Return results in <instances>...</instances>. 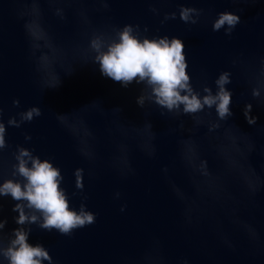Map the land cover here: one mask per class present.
<instances>
[{
	"label": "water",
	"instance_id": "obj_1",
	"mask_svg": "<svg viewBox=\"0 0 264 264\" xmlns=\"http://www.w3.org/2000/svg\"><path fill=\"white\" fill-rule=\"evenodd\" d=\"M38 3L32 13V0H0V108L9 146L0 152V184L21 180L11 174L17 147L32 150L60 168L71 208L85 203L96 222L71 236L25 225L28 243L43 245L53 264H264V0H108L107 9L101 0ZM181 7L202 9L199 22L183 23ZM225 11L241 19L231 37L212 30ZM171 13L176 19L164 21ZM30 21L35 57L24 28ZM125 25H139L141 38L181 39L187 74L201 93L205 85L215 93L214 81L230 72L233 115L209 131V122H218L214 109L196 124L147 101L138 106L145 85L123 88L103 76L89 48L93 34L114 36ZM56 74L59 86L47 88ZM247 104L254 126L243 114ZM34 106L39 118L7 126ZM79 168L82 192L73 175ZM16 203L0 197L4 247L20 227ZM0 264L8 261L0 257Z\"/></svg>",
	"mask_w": 264,
	"mask_h": 264
},
{
	"label": "clouds",
	"instance_id": "obj_2",
	"mask_svg": "<svg viewBox=\"0 0 264 264\" xmlns=\"http://www.w3.org/2000/svg\"><path fill=\"white\" fill-rule=\"evenodd\" d=\"M56 3L58 0H49ZM107 9L108 0H101ZM255 2V0H251ZM39 10L38 0H32L31 12ZM154 14L158 10L150 9ZM54 14L61 20L65 19L64 10L56 8ZM203 15L202 9L181 7L179 18L185 24L196 25ZM176 13L166 14L164 21L175 20ZM162 21L161 23H163ZM241 23L240 16L232 12H220L213 21L212 30L219 32L224 30L226 36L231 37L236 26ZM26 34L31 41L33 57L39 51L34 43L35 32L32 21L24 25ZM147 31V28L144 29ZM93 55V63L99 65L101 74L114 82L120 83L123 88L135 82L145 85V90L137 98V105L144 107L146 101L165 109L167 113L179 116H191L196 124L203 122L199 116L205 109H214L218 122H209V131L221 127L219 121H227L232 115L231 104L233 93L227 88L231 83V73L222 72L214 81L216 91L207 85L203 86L202 93L193 88L191 78L187 74V62L184 54V43L179 38L154 37L152 39L141 38L139 25H125L115 30L114 36L106 34H93L89 42ZM44 53L37 58V71L41 72V61ZM46 76V74H43ZM60 84L58 74L54 81H46L47 88H55ZM254 99L261 97L259 88L252 90ZM13 107L19 108L20 101L14 100ZM252 105L244 108V117L250 126L257 123V117L251 115ZM42 111L39 107H31L17 113L7 121L8 127L20 128L25 123H31L39 118ZM161 115H164L162 112ZM57 119L64 124L66 117L58 116ZM151 127V124L148 125ZM6 125L3 122V109L0 108V152L6 149L5 140ZM31 136H25L30 141ZM88 158L90 154L83 153ZM15 164L12 165V176L21 180L8 179L0 184V197L11 196L15 204L12 211L18 213L14 218L17 227L12 231L7 247L3 246L0 237V257L8 261V264H53L52 257L41 244L28 243L30 228L25 225L36 224L40 229L51 232L56 230L61 235L71 236L72 233L96 222V214L88 211L86 204L81 203L78 210L71 208L66 190L61 187L64 180L60 168L54 166L50 160H41L33 155V151L18 146L14 153ZM206 163V162H205ZM75 187L83 191L84 169H76L73 173ZM75 195V193H73ZM120 194L116 193V198ZM85 199H87L85 197ZM124 211V207L121 208ZM7 224L6 220H0V233ZM184 264H187L185 261Z\"/></svg>",
	"mask_w": 264,
	"mask_h": 264
}]
</instances>
